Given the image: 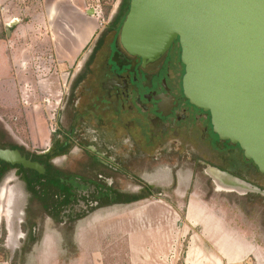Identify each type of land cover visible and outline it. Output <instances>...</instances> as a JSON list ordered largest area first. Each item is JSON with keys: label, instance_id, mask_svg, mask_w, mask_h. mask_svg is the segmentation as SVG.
Returning a JSON list of instances; mask_svg holds the SVG:
<instances>
[{"label": "rangeland", "instance_id": "rangeland-1", "mask_svg": "<svg viewBox=\"0 0 264 264\" xmlns=\"http://www.w3.org/2000/svg\"><path fill=\"white\" fill-rule=\"evenodd\" d=\"M102 2H87L88 8L100 11L94 17L100 25L113 17L119 0H106L108 8ZM88 49L63 66L55 56L45 60L44 48L34 45L27 80L20 82L22 92L15 86L16 94L4 79L8 71L0 73V134L11 122L17 130L10 135L13 141L30 152L42 146L52 113ZM19 94L21 103L15 102ZM23 116L34 132L33 147ZM186 152V160L177 166L163 163L145 176L156 186L163 184L161 194L96 210H78L81 200L63 204L59 211L49 210L46 202L48 210H43L40 201L30 199L19 172L8 171L0 179V188L6 190L0 199V264H264V195L217 188L207 173L209 166L222 163L216 153L199 141H191ZM74 161L65 168L80 172ZM248 177L264 187V177ZM116 185L131 190L133 184L122 180Z\"/></svg>", "mask_w": 264, "mask_h": 264}, {"label": "flooded vegetation", "instance_id": "flooded-vegetation-1", "mask_svg": "<svg viewBox=\"0 0 264 264\" xmlns=\"http://www.w3.org/2000/svg\"><path fill=\"white\" fill-rule=\"evenodd\" d=\"M122 2L119 0L112 9L113 17L102 23L78 72L71 74L42 146L27 151L12 140L10 135L17 130L11 122L2 127L0 148L17 149L25 158L41 164L44 171L7 162L9 167L5 166L0 179L15 169L30 199L40 201L43 210H48L42 205L44 199L49 210H58L61 199L69 200L65 205L81 200L83 205L78 210L123 205L161 194L158 188L163 191V184L156 186L145 176L163 163L177 166L186 160L188 144L199 141L221 159L222 163L211 166L264 191L248 177H264V173L245 157L238 144L220 138L213 130L209 112L190 103L184 95L179 40L174 39L164 53L145 63L123 49L119 42L121 25L113 24ZM107 34L110 37L104 45ZM22 119L33 147L34 132L27 116ZM71 161L81 166L80 172L65 168ZM46 165L51 166L49 176L44 175ZM122 180L133 184L131 190L116 185ZM33 189H37L36 194ZM5 197L6 190L1 187L0 199Z\"/></svg>", "mask_w": 264, "mask_h": 264}, {"label": "water", "instance_id": "water-1", "mask_svg": "<svg viewBox=\"0 0 264 264\" xmlns=\"http://www.w3.org/2000/svg\"><path fill=\"white\" fill-rule=\"evenodd\" d=\"M174 39L181 47L184 95L209 112L220 138L238 144L264 173V0H129L119 30L127 53L145 63ZM0 159L44 171L17 149L0 148ZM207 173L214 184L242 181L252 186L246 191L264 193L216 167Z\"/></svg>", "mask_w": 264, "mask_h": 264}, {"label": "crops", "instance_id": "crops-1", "mask_svg": "<svg viewBox=\"0 0 264 264\" xmlns=\"http://www.w3.org/2000/svg\"><path fill=\"white\" fill-rule=\"evenodd\" d=\"M87 2L0 0V73L8 71L4 79L7 78L6 84L12 89L14 87L15 94V86L18 85L22 92L20 82L27 80L31 66L28 60L34 45L44 48L45 60L50 61L55 56L60 65L70 66L93 41L102 23L99 24V19L94 21L95 15ZM55 22L58 26L54 28ZM22 99L21 95L15 97V102L21 103Z\"/></svg>", "mask_w": 264, "mask_h": 264}, {"label": "trees", "instance_id": "trees-1", "mask_svg": "<svg viewBox=\"0 0 264 264\" xmlns=\"http://www.w3.org/2000/svg\"><path fill=\"white\" fill-rule=\"evenodd\" d=\"M103 1V7L105 8H108L109 6L106 5L105 1L106 0H101ZM128 7H129V0H123L121 6H120V12L117 14V15H114V19H113V24L116 25L117 27H119L121 24H122V21L124 20L125 18V15L128 11ZM105 14H107V10H105ZM0 174L5 170V166L9 167V164L7 162H5L4 160H0ZM46 172H45V176H49L52 174V171L51 170V166H48L46 165ZM22 177L26 178V180L29 182L30 179L27 177V176H24L22 175ZM34 190V193L36 194L37 193V189H33ZM39 196V195H37ZM69 200L68 199H61V201L59 202V209L61 208V205L65 204L66 202H68ZM46 204V201L44 199V202H42V205L45 206ZM59 211V210H57ZM82 215L84 213H81ZM80 214V215H81Z\"/></svg>", "mask_w": 264, "mask_h": 264}, {"label": "bare ground", "instance_id": "bare-ground-1", "mask_svg": "<svg viewBox=\"0 0 264 264\" xmlns=\"http://www.w3.org/2000/svg\"><path fill=\"white\" fill-rule=\"evenodd\" d=\"M208 173L210 174H212L213 172L211 171V170H209L208 171ZM215 177V176H214ZM235 180V179H234ZM215 185L217 186V188H219V189H221V190H225V191H228L227 189H232V190H236L237 192H239L240 194L241 193H245V192H249V191H246V189L248 188V187H251L252 188V186H249L248 184H246V183H244V182H242V181H239L240 182V184H238V186H230L229 184H227V183H224V181L223 180H221V179H219V180H217V179H215Z\"/></svg>", "mask_w": 264, "mask_h": 264}, {"label": "built area", "instance_id": "built-area-1", "mask_svg": "<svg viewBox=\"0 0 264 264\" xmlns=\"http://www.w3.org/2000/svg\"><path fill=\"white\" fill-rule=\"evenodd\" d=\"M96 1H99V0H96ZM96 6L99 7V4H97ZM98 12H100V11H97L96 8L93 7V14H96V13H98Z\"/></svg>", "mask_w": 264, "mask_h": 264}]
</instances>
